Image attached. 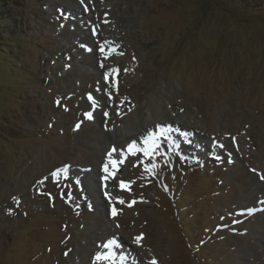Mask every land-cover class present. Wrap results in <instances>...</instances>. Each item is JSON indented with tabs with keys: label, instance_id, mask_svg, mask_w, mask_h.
<instances>
[{
	"label": "rangeland",
	"instance_id": "374dc122",
	"mask_svg": "<svg viewBox=\"0 0 264 264\" xmlns=\"http://www.w3.org/2000/svg\"><path fill=\"white\" fill-rule=\"evenodd\" d=\"M0 1V264H264V0Z\"/></svg>",
	"mask_w": 264,
	"mask_h": 264
},
{
	"label": "snow or ice",
	"instance_id": "6c2138e0",
	"mask_svg": "<svg viewBox=\"0 0 264 264\" xmlns=\"http://www.w3.org/2000/svg\"><path fill=\"white\" fill-rule=\"evenodd\" d=\"M101 52L102 53L104 52L103 47L101 48ZM101 66L103 67V65H101ZM118 74H119V69H112L110 73L105 74V79L107 80L109 75H113L115 77V76H118ZM89 98L92 99L91 96ZM57 103H59V102H57ZM87 115H88V118L91 119V114L89 113ZM105 115L107 116V113H105ZM77 127H79V125H77ZM167 131H171V129L166 130V129L161 128L158 131H149L143 139L144 146L139 147L137 145V143L134 141L128 145L127 154H131L134 156L138 152H142L145 157L154 158L156 152L159 150L161 138H166L165 133ZM172 143H174V142H172ZM116 152H117V149L112 148V150L108 153L109 163L105 164V166H104V171H105V173L108 174L105 176V180H107L110 175L114 176V174H115L114 172L109 171V165H111L112 169L118 170V164L122 162V161H117L116 159H113V153H116ZM157 167H158V165H156L153 162L151 165H145L144 170L154 176L156 174ZM63 171H65V170H63V169L58 170L56 173H53V175L59 176L60 173ZM261 179H264V175L261 176ZM120 187H121V189L129 188L130 182L125 183V182L121 181ZM117 203L123 204V203H125V201L118 200ZM132 203H135V201H133ZM112 215H113V217H115L117 215V209L115 207L112 208ZM136 239L138 242L140 239H142V237H137ZM118 247H119V244L116 242L115 239L108 240L105 244H103V248L107 249V252L106 253L105 252H98L95 256V261H97V262L107 261L108 264H127V257H125L124 255L117 256L116 253L113 251L114 248H118ZM132 264H135V261H133ZM150 264H157V262L155 260H153L150 262Z\"/></svg>",
	"mask_w": 264,
	"mask_h": 264
},
{
	"label": "bare ground",
	"instance_id": "6f19581e",
	"mask_svg": "<svg viewBox=\"0 0 264 264\" xmlns=\"http://www.w3.org/2000/svg\"><path fill=\"white\" fill-rule=\"evenodd\" d=\"M172 125L175 126V127H178L177 125H179V122H178L177 120H173ZM163 128H164V127H163ZM168 133H169V132H168ZM168 133H167V134H168ZM171 135L175 136L174 133H173L172 131L170 132V137H171ZM177 138H181V137L178 136ZM177 138H176V139H177ZM113 157H114V156H113ZM106 164H107V163H106ZM104 166H105V165H104ZM103 171H104V167H103V170H100V174H101V175H103V174H102ZM104 172H105V171H104ZM106 175H108V174H106ZM105 196H106V195H105ZM105 196H103V197H104L105 201L108 202V201H109V198H107V197H105ZM118 244H119V243H118ZM100 249H101V248H100ZM102 249H103V248H102ZM103 251L105 252V251H107V249L100 250V252H103Z\"/></svg>",
	"mask_w": 264,
	"mask_h": 264
},
{
	"label": "trees",
	"instance_id": "16d2710c",
	"mask_svg": "<svg viewBox=\"0 0 264 264\" xmlns=\"http://www.w3.org/2000/svg\"><path fill=\"white\" fill-rule=\"evenodd\" d=\"M0 4H2V2L0 1ZM247 4V3H246ZM246 4H244V6H246ZM6 44V40H5V37H4V34L1 32V30H0V60H1V58H2V52H3V50H2V48H3V46H2V44Z\"/></svg>",
	"mask_w": 264,
	"mask_h": 264
}]
</instances>
